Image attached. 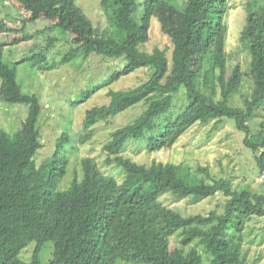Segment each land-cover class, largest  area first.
<instances>
[{"label": "trees", "instance_id": "1", "mask_svg": "<svg viewBox=\"0 0 264 264\" xmlns=\"http://www.w3.org/2000/svg\"><path fill=\"white\" fill-rule=\"evenodd\" d=\"M13 1L29 14L20 20V27L0 21V33H20L13 44L33 37L36 32H25V24L44 17L51 25L37 33L56 27L76 35V47L60 63L78 53L85 58L96 53L124 59L114 79L140 68L151 71L146 81L134 87L108 89V103L84 113L81 142L91 136L97 121H108L145 102L143 111L114 129L102 146L106 163L123 169L122 180L104 174L93 158L85 157L82 178L61 189L58 183L66 167L62 149L68 135L63 132L52 156L36 170H29L32 154L42 147L37 125L41 105L34 93L22 91L15 66L30 60L41 69H51L59 61L49 62L39 51L9 64L3 53L7 43L0 42V100L28 106L15 131L0 129V264H42L40 252L48 241L54 250L46 264H256L255 260L248 262L242 252V231L253 216H264V193L249 187L235 189L226 177H210L207 182L208 165L138 163L124 157L121 150L127 141L141 137L148 151L170 148L195 123H219L228 117L244 133V146L256 154L259 171L264 172V120L255 132L248 123L264 103V0L245 4L239 43L250 56L246 72L239 62L227 69V0H115L105 8L109 24L124 36L121 41L97 34L76 0ZM161 6L173 7L180 18L179 36L172 41L169 60L165 48H141ZM244 74L251 79L250 92L242 96V107L231 106L228 99L240 91ZM181 86L184 108L162 117ZM217 87L220 98L215 100ZM168 191L177 197L191 196L194 201L221 193L223 210L179 216L159 200ZM175 232H179L180 246L170 249ZM195 240L209 255L207 263L196 248L183 249ZM30 242H35L32 255L24 261L18 255Z\"/></svg>", "mask_w": 264, "mask_h": 264}, {"label": "rangeland", "instance_id": "2", "mask_svg": "<svg viewBox=\"0 0 264 264\" xmlns=\"http://www.w3.org/2000/svg\"><path fill=\"white\" fill-rule=\"evenodd\" d=\"M115 0H76L92 22L99 35L110 36L116 41L123 40L116 28L109 24L105 6ZM141 1V0H138ZM258 0H227L229 10L225 16L227 33L225 47L228 54L227 69L234 63L241 64L243 72L249 67V52L239 43L240 31L245 24V4ZM262 1V0H259ZM28 12L13 0H0V21L7 26L20 27V20L28 17ZM51 25L48 18L40 17L29 21L24 26L27 33H35L30 39L13 44V40L20 36L16 32L0 33V42L7 45L4 48V58L9 64L21 61L24 56L35 52H43L49 62H58L70 49L76 47V35L71 32H62L53 27L38 32ZM180 18L171 6H161L157 17L151 19L149 39L141 46L146 51L154 47L166 49L168 60L171 57L173 39L179 36ZM51 40V42H50ZM125 61L122 58H106L100 54L91 53L83 57L78 53L70 61L57 63L51 69H41L37 63L30 60L17 63L16 81L23 92L34 93L41 105V113L37 122L39 139L42 147L31 156L28 168L36 170L43 162L49 159L55 149L56 140L65 132L68 141L62 149V156L66 160L65 173L58 183V187L67 188L73 180H80L83 175L82 160L91 157L99 169L117 180H122L124 171L115 163H106V152L103 144L110 138V133L133 121L145 108V102L137 103L111 117L108 121H97L92 126V134L83 142L80 134L83 132V117L87 109L93 106L105 105L109 98L108 89L119 90L134 87L149 78L150 68H140L115 78V74L122 68ZM240 91L231 95L228 103L231 106L242 107V96L250 92L251 79L245 74ZM109 82L102 86L103 82ZM203 89V87L201 88ZM204 90V89H203ZM213 95L215 100L220 98L219 88ZM186 100L184 87L181 86L174 95L171 109L162 117L173 116L182 110ZM28 106L23 103H7L0 100V129L15 131L25 119ZM173 113V115H172ZM264 120V103L257 110V115L249 118L248 123L253 132L257 131ZM148 134V133H146ZM244 133L237 129L233 119L223 117L219 123L210 121L204 124L195 123L179 136L170 148L148 151L144 137L127 141L121 154L138 163L149 164L152 160L159 162H185L191 166L197 163L208 165L209 177H226L232 182L235 189L249 187L252 191L264 193V172H260L256 163V154L243 144ZM211 177V178H210ZM225 197L221 193L194 201L191 196L177 197L168 191L159 197V200L171 208L179 216L192 214H206L210 210L222 212ZM179 232L170 237V249L180 246ZM35 242H30L21 250L18 257L24 261L31 258ZM192 247L203 255V263L210 259L197 240L183 247L187 252ZM53 244L46 242L40 252L42 264L52 258ZM242 252L245 259L256 264H264V216H253L245 223L242 231ZM123 263V262H119Z\"/></svg>", "mask_w": 264, "mask_h": 264}]
</instances>
